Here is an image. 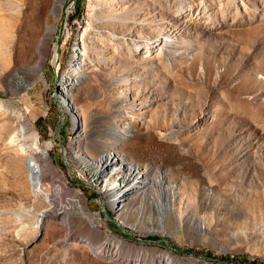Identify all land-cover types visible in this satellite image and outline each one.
Wrapping results in <instances>:
<instances>
[{"label": "rangeland", "instance_id": "1", "mask_svg": "<svg viewBox=\"0 0 264 264\" xmlns=\"http://www.w3.org/2000/svg\"><path fill=\"white\" fill-rule=\"evenodd\" d=\"M0 264H264V0H0Z\"/></svg>", "mask_w": 264, "mask_h": 264}, {"label": "bare ground", "instance_id": "2", "mask_svg": "<svg viewBox=\"0 0 264 264\" xmlns=\"http://www.w3.org/2000/svg\"><path fill=\"white\" fill-rule=\"evenodd\" d=\"M84 33L85 34L83 35V38L85 39L88 37L89 32L87 30V31H84ZM73 84H74V80L67 82L68 87L72 86ZM20 138L21 137L19 134H15L10 140V145L14 146V147H16V146L20 147V149L23 152H25L26 154L27 153L29 154L28 160H27L26 170H27L28 175H29V182H30V186L32 188V191L35 194L49 195L50 183L48 182V179L45 176L46 175L45 169L43 168V165L41 162V159L47 160V154L45 153L43 147L39 144H36L34 148L28 149L27 147H25L24 144H22V141H20ZM14 149L17 150V148H14ZM109 164L110 165L112 164L109 162V160H106L103 163V165H108V168H109ZM113 164H117V163H113ZM89 171H91V169H89L88 172ZM114 171L115 170L110 171V172H114ZM117 173H119V170ZM109 174L110 173L107 172V170H104L103 172L100 173V175L105 176L107 178L110 176ZM121 174H123V173H121ZM115 178H116V180L114 181L116 184L115 186H119L117 184H120L119 183V181L121 180L120 176L117 175V176H115ZM124 178H125L124 182L122 184H120L121 188L118 191V196H119V198L123 199L122 201H124L125 197H127L128 194H130L134 191V189H133L134 187L138 186V183H137L138 178L137 177L135 180H133V179L128 180L126 177H124ZM97 182H99V181L97 180ZM142 185H144V184H142ZM112 186L114 187V183ZM130 189H133V190L130 191ZM68 192H69V189H68L67 185L60 179L55 186L56 199L61 200L62 197L66 196ZM47 217H48L47 211H43L40 214V216L38 218V225H37L38 228H41L44 225Z\"/></svg>", "mask_w": 264, "mask_h": 264}, {"label": "water", "instance_id": "3", "mask_svg": "<svg viewBox=\"0 0 264 264\" xmlns=\"http://www.w3.org/2000/svg\"><path fill=\"white\" fill-rule=\"evenodd\" d=\"M60 132V128L58 129V133ZM108 217V216H107ZM112 221H114L116 224H117V221H115L114 219H111ZM131 237H133L131 234H129ZM133 238H135L136 240H139V241H141V242H143V241H145L144 239H142V238H137V237H133ZM148 241H150V240H148ZM160 241H164L165 243H167V239H163V240H160Z\"/></svg>", "mask_w": 264, "mask_h": 264}, {"label": "built area", "instance_id": "4", "mask_svg": "<svg viewBox=\"0 0 264 264\" xmlns=\"http://www.w3.org/2000/svg\"><path fill=\"white\" fill-rule=\"evenodd\" d=\"M104 213H105V211H104Z\"/></svg>", "mask_w": 264, "mask_h": 264}]
</instances>
